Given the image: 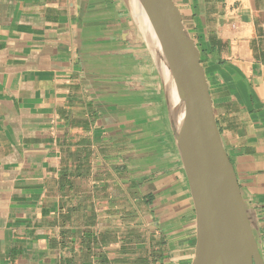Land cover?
<instances>
[{
	"label": "crops",
	"instance_id": "0c3cea01",
	"mask_svg": "<svg viewBox=\"0 0 264 264\" xmlns=\"http://www.w3.org/2000/svg\"><path fill=\"white\" fill-rule=\"evenodd\" d=\"M171 2L264 262V0ZM173 117L126 0H0V264H194Z\"/></svg>",
	"mask_w": 264,
	"mask_h": 264
},
{
	"label": "water",
	"instance_id": "95a60500",
	"mask_svg": "<svg viewBox=\"0 0 264 264\" xmlns=\"http://www.w3.org/2000/svg\"><path fill=\"white\" fill-rule=\"evenodd\" d=\"M126 2L177 97L173 122L198 222L194 264H264L197 47L179 12L171 0Z\"/></svg>",
	"mask_w": 264,
	"mask_h": 264
},
{
	"label": "bare ground",
	"instance_id": "6f19581e",
	"mask_svg": "<svg viewBox=\"0 0 264 264\" xmlns=\"http://www.w3.org/2000/svg\"><path fill=\"white\" fill-rule=\"evenodd\" d=\"M168 100H169L171 110H172L174 118H175V105H176L177 97H176L175 92L171 86L168 87Z\"/></svg>",
	"mask_w": 264,
	"mask_h": 264
}]
</instances>
